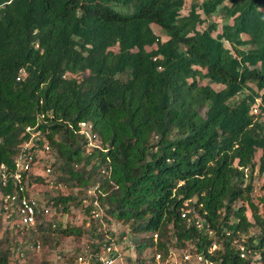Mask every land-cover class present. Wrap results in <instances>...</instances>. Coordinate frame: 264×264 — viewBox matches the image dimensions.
Wrapping results in <instances>:
<instances>
[{"label":"trees","instance_id":"trees-1","mask_svg":"<svg viewBox=\"0 0 264 264\" xmlns=\"http://www.w3.org/2000/svg\"><path fill=\"white\" fill-rule=\"evenodd\" d=\"M183 6V0H0V165L14 170L27 128L41 117L58 159L54 174L72 188L53 202L89 216L93 205L83 200L100 183L104 209L88 228L64 227L55 218L54 229L47 221L37 237L27 235L24 257L37 242L47 253L63 238L91 234V264H101L98 253L108 237L117 238L111 229L117 224L144 235L129 263L194 245L216 264H264L254 177L239 169L259 167L264 176V0H204L188 16H181ZM197 7L207 19L222 20L215 38L216 23L197 29L203 23ZM153 25L169 39L161 41ZM80 123L92 124L107 152L86 153ZM2 190L12 192V183ZM190 200L212 235L182 217ZM254 228L259 233L251 236ZM244 237L242 257L235 241ZM12 243L8 235L0 240V264H11ZM84 256L60 253L66 264ZM41 263L53 264L47 257Z\"/></svg>","mask_w":264,"mask_h":264},{"label":"built area","instance_id":"built-area-1","mask_svg":"<svg viewBox=\"0 0 264 264\" xmlns=\"http://www.w3.org/2000/svg\"><path fill=\"white\" fill-rule=\"evenodd\" d=\"M24 76L25 72H22L21 77L23 78ZM253 113L258 114L259 109L254 108ZM41 123L42 118L39 117L38 124L35 127L27 128L26 134L30 138L21 146L19 152L13 158L14 170L10 171L5 164L0 165V216L3 224L7 225V228L12 234L15 232L21 236L27 234L32 237H37L39 228L46 225L47 221L54 223L52 227L55 229V218L62 216L64 211L61 206H57L53 202V198L57 196V194H53V191L64 192L68 190L67 185L59 182L55 177L52 166L57 159L51 145L47 141L46 135L39 127ZM69 127L72 126L69 125ZM78 133L86 139V153L88 155L94 153L96 150L107 152L98 135L93 132L92 124L80 123ZM239 169L244 171L246 177H249L251 174H253V177L257 174L259 175V167H256L254 171L251 167H239ZM102 174L104 176H110V171L103 169ZM39 179H43L44 181L39 182ZM10 183H12L13 191L5 193L2 189L9 188ZM253 186L255 190L254 200L260 205V214L264 217V203L261 201H264V188H262L263 186L256 187L255 184ZM44 188L47 190H44ZM86 193L87 197L83 200L84 205H93V209L88 217L90 219H101L104 214V209L98 200L99 194H102L100 183L88 189ZM193 203H195V200L185 202L184 207L181 209L182 217L197 226L200 230H206L212 235L214 232L210 224L205 223L204 216L192 206ZM251 236H255V233L251 232ZM154 238L157 242L158 235H155ZM117 239L118 236L116 239H108V241L102 244L98 253L101 264L128 263L125 259L124 250L128 245L133 248L135 245L132 242L128 243L127 236L123 238L121 243H118ZM245 239L247 238L244 237L242 240L235 241V245L243 253L242 257H245L246 254ZM217 248L218 245L214 242L209 253L212 254ZM32 249L40 251V242H37L36 248ZM18 252L21 257H24L23 251L18 250ZM135 259H137V255ZM79 261H83V258L80 257ZM131 264L135 263L133 262ZM145 264L216 263L205 254L198 253L194 245H188L184 248L171 246L167 258H164L161 253H158L152 261L149 260Z\"/></svg>","mask_w":264,"mask_h":264},{"label":"rangeland","instance_id":"rangeland-1","mask_svg":"<svg viewBox=\"0 0 264 264\" xmlns=\"http://www.w3.org/2000/svg\"><path fill=\"white\" fill-rule=\"evenodd\" d=\"M184 1V6L183 9L181 11V16H188L190 14V11L193 10V6L196 3L202 4L204 0H183ZM228 3V2H227ZM198 9V10H197ZM196 12H198V14H200L201 19L203 20V23L200 24L198 26V30L200 32L206 31L209 29V25L211 23H216L218 25V29L212 32V36L215 38L218 34H220L222 32V27H223V22L220 19V17L214 16L211 19H207V16L204 14L203 10L200 9L199 7H197ZM153 30H155V32L157 33V35H160V39L161 41H167L169 38L160 33V28L157 27L156 25H153ZM207 84V81L202 82V85ZM213 87L216 90H220L222 87L220 85H213ZM240 97H236L234 99V101L238 100ZM261 105V99H258L256 102V107H259ZM207 112V107H204L201 109V113L204 115ZM55 157L57 159L56 153ZM257 161L259 162V157L261 156V151L258 152L257 155ZM58 163V159L56 160L55 164ZM59 175L61 173H58ZM57 174V175H58ZM57 175L55 174V177L57 178ZM58 175V176H59ZM256 185V187H262L264 186V176H260V175H256L254 177V183ZM263 188V187H262ZM44 190H47L46 188H44ZM72 188L69 187L68 185V190L62 192L63 194H67V192L71 191ZM74 190V189H73ZM255 191V190H254ZM58 191H53V194H58ZM257 198V197H256ZM242 203H238L237 206H241ZM247 215L249 216L250 220L253 221L252 218V213L251 211L247 212ZM60 222L63 224V226H67L69 224L74 225V226H80V227H84V228H88V226L90 224H92L91 219L85 215V212L83 211L82 208L75 207L72 206L68 208V212H63V215L59 217ZM111 229L114 230L116 236H121L123 234H126L125 236H127L128 238V243L132 242V243H136V241H138L141 237H143L144 235H134L133 232L130 230V228L128 226H123L120 225L118 226L117 224L111 226ZM252 233H257L258 230L256 228L251 230ZM18 233L13 232V234H11V231L7 228V225L3 224V222H0V240L8 237L13 241V255L10 259L11 264H42V259L47 257L48 260L50 262H52L53 264H66L65 261H63V259L60 257V253H63L64 256H66V258H71L75 255H78V252L84 254L85 256L82 257L83 261H78V264H91V261L93 260V258L95 256H92V253L90 254L91 251V247L90 244L93 241V239H95V237H92L91 234L90 235H86L84 236V238H82L81 240H76V239H71V238H63L61 240V244L59 246V248L55 251H48L47 253L44 251L43 248H41L40 251H36L33 250L32 248H30V255H27L25 257H19L18 258V250L24 251L25 249H27V247L29 246V240H28V236L27 234H25L24 236L21 235H17ZM32 238V236H30ZM112 237H108L107 239H111ZM18 245V246H17ZM135 245V244H134ZM98 246L97 245L95 247V250H98ZM127 246V245H126ZM128 250L126 252H124L125 255V259L126 258H131L132 260H134V258L136 257V251L135 249L128 245ZM124 249V248H123ZM46 254H48L46 256ZM128 262V261H127ZM127 264H131V263H127Z\"/></svg>","mask_w":264,"mask_h":264},{"label":"clouds","instance_id":"clouds-1","mask_svg":"<svg viewBox=\"0 0 264 264\" xmlns=\"http://www.w3.org/2000/svg\"><path fill=\"white\" fill-rule=\"evenodd\" d=\"M254 108H258L259 109V113L258 114H255V115H259L260 114V106L259 107H256V106H254ZM254 108H253V110H254ZM252 110V111H253ZM254 114V113H253Z\"/></svg>","mask_w":264,"mask_h":264}]
</instances>
